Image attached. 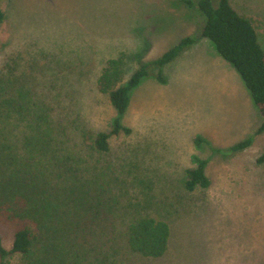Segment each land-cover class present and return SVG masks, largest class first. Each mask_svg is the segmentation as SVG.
Here are the masks:
<instances>
[{
    "label": "rangeland",
    "instance_id": "1",
    "mask_svg": "<svg viewBox=\"0 0 264 264\" xmlns=\"http://www.w3.org/2000/svg\"><path fill=\"white\" fill-rule=\"evenodd\" d=\"M231 2L264 49V0ZM0 7V78L8 75L14 95L25 93L39 124L51 127L62 163L80 171L66 178L64 199L72 186L76 194L102 189L111 200L105 234L97 224L81 231L82 251L46 245L45 254L39 241L37 256L14 255L5 264H264V221H252L264 220V117L238 71L202 36L197 7L183 0H0ZM189 37L198 41L163 68L166 84L151 67L132 90L123 116L131 133L113 137L107 154L93 150L85 135L111 131L117 117L97 85L107 62L125 53L127 81ZM248 139V149L230 153ZM197 159L208 161L211 185L189 192L187 171ZM56 207L64 226L77 231L84 208ZM137 216L170 225L162 258L125 250L126 226ZM22 225L0 217L7 250Z\"/></svg>",
    "mask_w": 264,
    "mask_h": 264
},
{
    "label": "trees",
    "instance_id": "2",
    "mask_svg": "<svg viewBox=\"0 0 264 264\" xmlns=\"http://www.w3.org/2000/svg\"><path fill=\"white\" fill-rule=\"evenodd\" d=\"M183 2L189 8L197 7L198 12L205 17L202 36L211 40L220 56L238 71L264 117V49L252 21L238 12L231 0H219L218 6L214 4V0H199L197 6L192 0ZM5 20L6 14L0 7V25ZM197 41L198 38L194 37L184 39L159 60L142 65L127 81L128 56L125 53L107 62L97 85L99 91L109 98L117 117L113 121L111 131L85 135L93 150L107 154L113 137L131 133V129L123 123V116L130 105L132 90L150 75L151 67L160 70L158 82L166 84L163 68L174 62L185 49ZM7 76L0 78V217L24 225L16 232L11 250L5 248L0 236L1 264H5V261L14 255L27 259L37 256L41 251L36 248L39 241L45 254L46 245L53 248L60 245L61 249L71 250V253L82 251L81 231L86 234L87 229L97 224L100 226L98 230H103L102 234H105L107 226L103 212L111 200L102 189H97L95 195L91 194L90 189L76 194L72 186L71 192L65 194L70 199H64V190L68 189L66 178L76 177L80 171L72 170L62 163L57 146L53 143L51 127L39 124L42 118L35 109L29 107L25 93L14 95L10 92L9 84L6 83ZM260 132L264 133V123ZM21 137L24 144L19 141ZM202 143V138L196 140L197 146ZM252 143V139L243 141L233 146L230 153L242 152ZM258 162L264 164V155ZM207 165V160L197 159V167L187 171V191L210 187L211 181L206 173ZM67 201L84 208L85 214L80 219L82 223L77 231H69L64 226L61 211L56 207L66 205ZM50 207L56 210L52 211ZM25 222H31L33 225ZM170 237L171 229L166 221L150 216H137L126 226L123 245L129 253L158 259L168 252ZM39 262L34 261L33 264ZM78 262L80 261L76 260V263Z\"/></svg>",
    "mask_w": 264,
    "mask_h": 264
},
{
    "label": "crops",
    "instance_id": "3",
    "mask_svg": "<svg viewBox=\"0 0 264 264\" xmlns=\"http://www.w3.org/2000/svg\"><path fill=\"white\" fill-rule=\"evenodd\" d=\"M252 221H253V222H260V221H264V220L256 219V218H255V219H253Z\"/></svg>",
    "mask_w": 264,
    "mask_h": 264
}]
</instances>
